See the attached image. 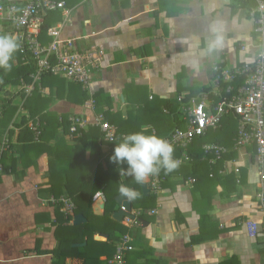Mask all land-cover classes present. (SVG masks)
<instances>
[{
    "label": "crops",
    "instance_id": "crops-1",
    "mask_svg": "<svg viewBox=\"0 0 264 264\" xmlns=\"http://www.w3.org/2000/svg\"><path fill=\"white\" fill-rule=\"evenodd\" d=\"M75 3L69 8L72 21L63 28L62 39L76 38L81 48L93 42L100 44L105 56L92 77L89 90L79 89L77 84L64 79V82H54V78L44 77L41 81V87L53 94L49 110L56 117H65L66 121L70 115L92 120L102 114L108 123L109 120L132 123L134 115L145 104L142 101L160 103L158 100L163 101L160 105L162 112L165 110L164 116H169L170 106L174 107L178 96H184L180 110L174 114L184 129L186 114L182 103L187 105L190 96L208 93L209 101L215 103L221 94L225 95L227 85L222 81L215 84L214 68L231 72L251 63L260 50L252 33V22L244 9L237 8V0ZM46 22L52 24L49 27L59 24L51 17ZM213 28L223 37V44L207 53ZM177 74L184 78L178 81ZM61 89L62 100L56 98ZM80 92L86 93L88 98L97 92L108 94L110 104L108 100L99 105L104 114L96 107H86V101H80ZM12 106L13 103L9 112ZM16 113L17 109L11 118ZM158 121L155 130L164 137L162 131L166 126L161 127V120ZM6 130L1 125L0 135ZM58 131L46 145L35 146L23 155L22 144L30 140L27 131L21 134L19 131L16 137L10 132L12 154H6V161L0 162L4 167L0 174V264H53L52 253L58 250L64 255L75 254L66 256L63 264H90L79 255H90L92 260L98 254V264H107L108 247L114 248L115 253V244L122 238L115 229L119 224L125 227L126 223L112 220V212L117 209L113 202L106 203L103 215H95L93 211L95 200L100 194L105 196L104 192L92 199L91 211L85 208V198L72 197L77 193L76 188L83 185L86 168L72 163L74 157L79 160V153L72 150L78 143L71 141L62 129ZM230 132H225V143ZM20 136L24 143L20 142ZM204 136L201 138L205 139ZM206 141H212V136L207 135ZM224 142L221 144L225 145ZM100 146V152L109 151V144ZM79 151L86 155L85 159L92 154L88 146L79 147ZM200 151L201 163L204 162L202 147ZM183 152L174 158H180ZM11 157L15 159L13 163ZM223 158L213 166L217 169L213 178L208 177L213 168L208 165H197L192 173V157L191 162L180 165L165 180L159 176V190L154 191L148 185L149 193L145 196L139 184L143 197H154V205L147 208L140 200L136 205L131 201V212L141 213L143 225L132 226L125 234L130 236L133 247L125 255L127 264H264V208L258 198V195L264 197V180H260L264 166H258L253 145L237 152L227 150ZM102 166L105 168L104 163ZM236 168L238 174L234 172ZM188 179L195 181L187 185ZM117 186L112 189V201L120 193ZM62 198L67 202L63 206ZM152 211L155 213L150 214ZM77 215H82L86 223L73 226ZM248 221L259 225L255 237H250L246 231ZM100 233L108 238L99 239ZM88 238H91L90 243ZM69 243L76 248L88 245L90 248L72 251ZM82 243L86 245L74 246Z\"/></svg>",
    "mask_w": 264,
    "mask_h": 264
},
{
    "label": "built area",
    "instance_id": "built-area-1",
    "mask_svg": "<svg viewBox=\"0 0 264 264\" xmlns=\"http://www.w3.org/2000/svg\"><path fill=\"white\" fill-rule=\"evenodd\" d=\"M10 3L23 4L20 13ZM255 6L250 11L249 17L254 22V34L258 40L259 52L251 63H245L241 67L229 72L214 68V82L218 85L221 81L232 84L237 78H243V82L238 87L229 85L225 94L221 96L219 102L211 103L209 96L202 93L198 99H191L187 105L182 103L186 117L185 130H176L168 137L164 138L176 148L186 149L195 137H201L208 130H216L223 115L234 114L238 118L236 144L239 146L254 144L256 147V158L259 167L264 166V0H254ZM61 11L63 22L54 27H47L45 36L51 41L47 44L42 43L41 33L49 13ZM71 10L65 6V0H0V32L5 28L12 34V30L20 43L21 62L18 64L25 67L16 81L11 80L4 84L0 81V118L3 115L5 100L12 99L14 96L30 97L34 92L44 93L41 87L43 75L49 74L60 77L67 82L80 84L83 90H89L92 80V70L97 71L102 65L104 59V48L102 46H91L85 52H79L74 48L73 40L62 39L61 33L66 24H70ZM40 36V38H39ZM21 64V65H20ZM16 65V66H18ZM15 82L16 85H13ZM177 100L182 102V96ZM182 100V101H181ZM90 108L93 101L86 103ZM213 109L214 112L211 113ZM25 117V124L21 127L22 119L18 116ZM36 119V120H34ZM29 117L28 112L22 106H19L15 116L9 121L6 131L0 139V154L8 152L13 142L11 135L16 137L20 129L26 126L33 132V142L39 139L40 124L39 119ZM71 127L69 129L70 137L76 133L78 137L82 136L80 130L87 125L99 126L105 134V143H113L117 140V128L108 122H102V116L89 120L82 117H69ZM125 135H121L122 140ZM203 157L208 163L212 164L226 153L225 148L204 144ZM181 161L180 165L191 162V157L184 152L183 156L177 158ZM3 172V166L0 163V174ZM238 174L239 169L234 170ZM239 179V178H238ZM260 180H264V174L260 172ZM194 179H188L185 184L191 185ZM161 179L159 176L152 175L150 178L151 188L156 191L160 189ZM239 183V180H236ZM259 201L264 208V197L258 195ZM62 206L67 204L66 199H60ZM152 211L151 214H154ZM139 214V213H138ZM132 220H128L126 226H130ZM137 225L141 223L136 222ZM247 233L250 237L257 235L256 222L248 221L246 224ZM131 238L123 236L115 244V254L108 264H127L125 255L133 249Z\"/></svg>",
    "mask_w": 264,
    "mask_h": 264
},
{
    "label": "trees",
    "instance_id": "trees-1",
    "mask_svg": "<svg viewBox=\"0 0 264 264\" xmlns=\"http://www.w3.org/2000/svg\"><path fill=\"white\" fill-rule=\"evenodd\" d=\"M79 1L80 0H73L72 3H71L70 0H65V6H66L67 9H69L70 6L73 3H75V2L78 3L79 5H81L84 2H86V1L89 2L90 0H81V2H79ZM237 1H238L237 8L238 9H241V8L244 9L246 11V15L249 17L250 11L255 6L254 0H237ZM10 4H12V3H10ZM12 5L17 9L16 13L19 14L23 4L21 5L19 3H13ZM71 12H72V10H71ZM49 17H51L53 19V22L55 24H57L58 22L59 23L63 22V19H64L63 15H62V12L60 10L56 11V12L49 13L47 18H46V20ZM249 19L252 22V33L255 36L256 40H257V37L254 34V22H253V20L250 17H249ZM51 25L52 24H49V23H47L45 21V24H44V26L42 28L41 41L44 44H47V43H49L51 41L50 38L45 36L47 27H49ZM65 26H67V24ZM4 31H7V29L4 28L2 30V32H0V35ZM11 32H12V35L17 33V31L15 32L14 30H12ZM39 38H40V36H39ZM67 39L68 40H73L74 48H76V50L79 51V52H83V51L85 52V50L91 48V46H94V45L100 46V44H96V43L93 42V43H90L88 45H84V47L81 48L82 46L80 47V46L77 45L76 38L71 37V38H67ZM257 42H258V40H257ZM104 54H105V51H104ZM18 64H19V61H17V60H13L12 61V66H14L17 70L20 69L19 73H23L24 70H26V68L25 67H21ZM16 65H18L19 67L16 66ZM92 72H93L92 76H94L97 71H93L92 70ZM43 76L45 78H47V79L54 78L56 80L54 82L63 81L62 78L56 77V76H52V75H49V74H46V75H43ZM12 78L5 77V79H3V80H5V82H10ZM183 78H184V75H183ZM17 79L18 78H16L14 81H16ZM42 81H43V79H42ZM242 82H243V78L239 77L232 84H233L234 87H238L239 85L242 84ZM16 83L17 82H15L13 85H16ZM71 83H73V82H71ZM74 84H77V83H74ZM77 87L79 89H82L80 84H77ZM177 91L179 93H181L183 90H177ZM63 94H64L63 89H61V92H58L56 94V98L62 100L64 98ZM198 94H196L194 96H190L189 97L190 98L189 101L191 99H196L197 100L198 96H199ZM52 95H53L52 92L46 89V90H44V93H41L40 91H36L30 97H27V98L26 97H22L21 98V100H22L21 104H22V106L24 108H26L28 110V111L27 110L26 111L28 112L29 117L31 119H34V118H38L39 119L38 121H39V124H40V131H41V133L39 135V139L35 143V142H33L34 134H33V132H31V130L27 126H26V128H23V129L19 130V131H21L20 134L23 131H27L26 133L28 134V139H30V140H27L25 142V140H23L21 138V136H20V138H19L20 142H23V143L25 142L24 144H22L21 154L23 155L24 153H27L28 151L31 152V149H34L35 146L36 147L38 145L41 146L44 143L46 145L47 141L51 137H55L56 136V134L59 132L58 131L59 129H62L63 133H67V136H68V138L71 141H73L74 143H78L72 148V150L79 153V160H77L78 158L74 157L73 160H72V163L76 164L75 166L82 167L83 169L87 168L83 172V185L82 186H78L76 188L77 193H76V195L72 194V197L74 199L75 198H81V197L85 198L86 199V203H87L85 208H88L89 211H91L90 207H91V204H92V199H94V197H95V195L97 193L104 192V194H105L104 198L106 199V203L107 204H109V203L111 204L113 202L112 199L110 198V195L112 193V189L114 187H116L117 184H118L117 187H119V184L126 185L125 180L129 178V177H120L119 171L117 169V167H119V168L126 167V165H117V164L111 162L110 159H109L110 156H112V154H113V149H114V146H115L114 144H117V143H119L121 141V139H120L121 135H127L129 133H133V132L139 131V130H141V128L147 127V126H151V127L154 128V130H152L151 127L150 128L147 127L148 133L152 134V131H154L155 135H157L156 130H157V126L159 125V121L158 120H161V127L164 126V125L166 126L165 131H162L163 134H164L163 135L164 137H162V135H157V136H160L162 138L168 137L172 132H174L176 130H185V128L182 129L183 127H180V124L176 121V118H175V115H174L177 111L180 110L181 105H180V101L179 100H177L178 102H175L174 107H171L172 105L170 106L171 109L169 111V116H164V113L162 112V105H160V104H163L162 100H158L160 103H158L157 101H150V102H144V101L141 102V101H139V102L145 103V104H143V106H141L140 111L137 114L134 115L132 123H128V122L118 123V121H116V120H109V123H111V125L113 124V125H115V127L116 126L118 127V128L116 127L117 128V135H116L117 136V140L115 142H113V143H106V144H109V151L106 152V153H102V152H100L99 148L101 147L100 146L101 144H105V141H104L105 134L101 131L100 127L96 126V125H87L85 128L80 130V132L82 133V136L78 137L76 135V133H73L72 136L70 137L71 134H69L70 133L69 129H70L72 124L69 121V117L76 116V115H70L67 118V121H66L65 117H56V114H54L53 112H51L49 110L50 105L52 104V101H53ZM80 96H81V100L80 101L82 103H84L85 101L87 103L88 101L92 100L93 101V105L91 106V108L96 107L95 109L99 110V112H101V113H103L102 112L103 108H100L99 105L103 104V103H106L108 100H109V104H110V99H111L108 94L102 93V92H97V94L93 95L92 98H90V97L88 98V95L86 93H84V92H80ZM15 98H16V96H14L12 99L5 100L3 115L0 118V126L4 125L5 127H8L9 121L12 119L11 117L13 116V112L16 111V110H14L15 109L14 106L11 107L12 108L11 112H9L8 109L10 108L12 103L14 102ZM183 99H184V96L182 97V100ZM86 107L90 108L88 105H86ZM212 112H214L213 109L211 110V113ZM98 116H102V118H103L102 122H104V121L107 122L106 118H104V116L102 114H98L97 117ZM77 117H80V116H77ZM95 118H96V116H95ZM18 119H22L21 122H20V125L17 126V127L20 128L21 125L25 124V121H24L25 117L20 115L18 117ZM143 119L146 120L147 123H144ZM34 120H36V119H34ZM135 120H138V122H140V123L135 122ZM220 122H222V123H221L220 127L216 131H212V132L210 131V132H208V133L206 132L204 134L205 135L204 136L205 139H206L207 135L208 136H212V141L208 142L206 140H203V138H201V137H195L192 140V143L184 150H183V148L179 149L178 147L176 148V146H173L174 147V156L177 157L183 151H185L186 153H188L190 155L191 158L192 157L194 158V163L192 164V168H191L192 173H195V171H196L195 166H197V165H203V166H207L208 165L210 168H212L218 162H220L221 160L224 159L223 157L225 156L226 153L224 154V156H221L220 159L215 160V162L212 163V164L208 163V161H206V160H204L205 163L204 162L200 163V161H199V157H201L200 147H202V145H204L206 143L223 147V148H225L226 152H227V150L230 151L231 149H233V150H235L237 152V151H240L243 148L247 149L248 147H252V145H253L254 148H255V154H256V147H255L254 144L244 145V146H241V145L239 146L238 144H236L238 120H237V117L235 115H233V114H231V115L228 114L226 116L223 115ZM234 125H235V127H234ZM227 130H230L232 132H230L231 135H230L229 138L226 139V143H225L223 141V139H225L224 135H225V132ZM48 134H50V136H48ZM2 135H0V139H1ZM232 135H235V137H233ZM231 138H233V143H231V140H232ZM223 142L225 143L226 146L221 144ZM96 145H97V148H96ZM81 146L84 147V148H86L88 146V147H90V150L92 149V154L89 155L90 158L88 159L87 162H84L85 155L79 151V147H81ZM93 149L97 150V151H93ZM39 153H41V152H39ZM6 154H12V147L10 148V152H3V153L0 154V162L6 161V158H8ZM183 154H184V152H183ZM11 160H12V163H13V161L15 159L11 157ZM90 162H93L94 164L90 165V168H89L88 164ZM102 163L105 164V168H103ZM74 164H73V166H74ZM84 166H86V167L84 168ZM3 172H4V167H3ZM219 173H222V171L220 170ZM168 174L169 173H166L162 169L159 172V174H156V175L164 178V180H165V178L168 176ZM214 174H217L216 167H213L212 169H210V172L208 173V177L209 178H213ZM121 178H122V182L119 183ZM126 186L129 187L130 185H126ZM119 189H120V187H119ZM89 227L91 228V226H89ZM115 231L120 233L121 236H124L125 234H127L128 228H126L123 225L119 224L118 227H116ZM90 233H91L90 236H92V231ZM88 241H89V239H88ZM89 242H91V241H89ZM72 245L73 244H70V243L68 244V247H69L70 250L76 251V250L80 249V248L73 247ZM110 245H112V244H110ZM89 246L90 245H88L85 248L83 247V248L85 250H87V249L90 248ZM110 252H111V254H110ZM52 254H53V257H54L53 264H63L64 258L66 256L75 255L73 253H71L70 255L69 254L68 255H64L59 250L58 251H54ZM113 254H114V248H112L111 246L108 247L107 256L105 255L107 257L106 258V262H107V259H111L113 257ZM99 255L100 254L95 255L92 258V260L95 262V264H98ZM79 256L80 257L82 256L81 258L83 260H86V261L91 260V259H89V258H91L90 255H88V256L79 255Z\"/></svg>",
    "mask_w": 264,
    "mask_h": 264
},
{
    "label": "clouds",
    "instance_id": "clouds-1",
    "mask_svg": "<svg viewBox=\"0 0 264 264\" xmlns=\"http://www.w3.org/2000/svg\"><path fill=\"white\" fill-rule=\"evenodd\" d=\"M210 31L212 32V38L208 43L206 49L207 53L213 52L223 44V37L219 34L218 30L213 28ZM19 48L20 43L15 35H0V67L11 69V60L14 53H16ZM3 81L4 84H7L5 80ZM226 84V88L229 85H233H228V83ZM201 94H199V96ZM221 96H228V94H221ZM114 145L113 154L109 158L110 161L117 165H126V167L118 169L120 177H133L141 184H143L149 176L159 174L162 169L166 173L173 172L180 166L181 163L179 159L174 158L173 145L160 136L149 134L147 127H143L139 131L125 135L119 143ZM119 191L128 202L137 199L140 195V193L136 190L129 188L124 184H121ZM96 197L97 196H95L93 200H95ZM136 213L140 214V212ZM122 221L124 222L125 219ZM134 225L135 224L132 223L128 227H132ZM142 225L143 224L141 222L139 227Z\"/></svg>",
    "mask_w": 264,
    "mask_h": 264
},
{
    "label": "rangeland",
    "instance_id": "rangeland-1",
    "mask_svg": "<svg viewBox=\"0 0 264 264\" xmlns=\"http://www.w3.org/2000/svg\"><path fill=\"white\" fill-rule=\"evenodd\" d=\"M3 34H10L9 33V31H4L3 33H1V35H3ZM21 53H20V50H18L16 53H14V55H13V58H12V60H11V65H12V61L13 60H17V61H19V63L21 62ZM19 71H20V69H16L14 66H11V69H5V68H2V67H0V81L1 82H3V79H5V77H7V78H12V77H16V76H18L20 73H19ZM18 74V75H17ZM176 78L178 79V81H180L182 78H183V76H182V74H177L176 75ZM89 89H90V86H89ZM141 94H142V96L144 95V93L143 92H141ZM21 98L22 97H17V98H15V100H14V102H13V106H14V110H16V109H18L19 107V105H21V103H22V100H21ZM145 100H146V97H145ZM165 111V110H164ZM163 111V112H164ZM231 115V114H230ZM234 115V114H233ZM20 116V115H19ZM18 116V117H19ZM237 117V116H236ZM237 120H238V118H237ZM211 131H213V130H211ZM215 131V130H214ZM206 133V132H205ZM203 140H206V139H203ZM202 150H203V148H202ZM204 151V150H203ZM204 155H205V153H204ZM85 157H86V155H85ZM202 161H204L205 160V156L204 157H202V159H201ZM88 161V159L86 158V159H84V162H87ZM90 165H92V162H90L89 164H88V166H89V168H90ZM86 166H84V168H85ZM87 169V168H86ZM150 178H151V176H149L148 178H147V181H146V184L147 185H149L150 187H151V185H150ZM124 181V180H123ZM125 183H126V185H130L131 186V188H135L136 189V191L138 192V193H140V195H139V197L137 198V199H135V200H133V202H134V204L136 205V202L138 201V200H140L141 202H142V206L143 207H147V208H151V206L152 205H154V197H153V199L152 198H147V197H143V195H142V193H141V191H140V186H139V184L135 181V179L133 178V177H129L128 179H126L125 180ZM139 204V203H138ZM122 210H124V208H122ZM124 211H126V210H124ZM131 211H133V209L131 210ZM130 211V214L132 215V217L130 218V216H126V217H124L123 218V220L125 219V223H127L128 222V220H129V218H130V220H132L133 221V224H135L134 226L136 227H139V225H137V223L136 222H139V223H141L142 222V220L140 219V214H138V213H132ZM151 214V213H150ZM122 223H123V221H122ZM126 228H130V227H128V226H125ZM123 237V236H122ZM89 239V241H91V239L90 238H88ZM90 243V242H89ZM132 245V244H131ZM73 246V245H72ZM110 249V248H109ZM79 250H84V248H80ZM133 250V249H132ZM131 250V251H132ZM110 254H111V252H110ZM115 254V253H114ZM114 256V255H113ZM113 258V257H112ZM88 263H90V264H95V262L93 261V260H88L87 261ZM108 262V261H107Z\"/></svg>",
    "mask_w": 264,
    "mask_h": 264
},
{
    "label": "water",
    "instance_id": "water-1",
    "mask_svg": "<svg viewBox=\"0 0 264 264\" xmlns=\"http://www.w3.org/2000/svg\"><path fill=\"white\" fill-rule=\"evenodd\" d=\"M138 184H140V186H141V190H142L143 195L146 196L149 193L148 185L145 182L143 184H141V183H138ZM120 186H121V184H119V187ZM113 203L117 206V209L112 212V220H114L118 223H122V220L124 217H126V216L132 217V215L130 214V211L132 210V203L126 201L125 198L121 195V193H119L117 196H115L113 198ZM105 206H106V199L104 198L103 194H100L99 198H97L95 200L94 206H93V211H94L95 215H99V216L103 215L105 212ZM122 208H124V210H126V211L122 210ZM83 223H86L85 218L82 215H77L74 217L72 225L73 226H79ZM98 237H99V239L108 238L107 235L101 234V233L98 235ZM84 245H86V243L76 244L74 246L81 247Z\"/></svg>",
    "mask_w": 264,
    "mask_h": 264
},
{
    "label": "bare ground",
    "instance_id": "bare-ground-1",
    "mask_svg": "<svg viewBox=\"0 0 264 264\" xmlns=\"http://www.w3.org/2000/svg\"><path fill=\"white\" fill-rule=\"evenodd\" d=\"M246 228V227H245ZM257 228H258V230H259V225L257 224ZM246 231H247V228H246ZM257 234H258V231H257ZM255 237V236H254Z\"/></svg>",
    "mask_w": 264,
    "mask_h": 264
}]
</instances>
